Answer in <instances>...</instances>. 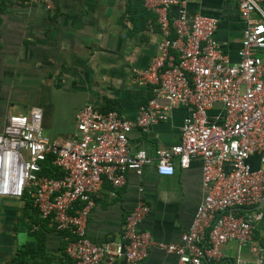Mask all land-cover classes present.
I'll list each match as a JSON object with an SVG mask.
<instances>
[{
	"label": "built area",
	"instance_id": "2783aa9c",
	"mask_svg": "<svg viewBox=\"0 0 264 264\" xmlns=\"http://www.w3.org/2000/svg\"><path fill=\"white\" fill-rule=\"evenodd\" d=\"M22 1L54 10V0ZM140 1L155 16L159 35L148 67L134 73L150 87L151 98L133 120L85 104L74 115V132L62 139L44 136L37 108L6 114L0 128V200L21 202L26 196L41 221L67 232L69 264H139L150 248L173 256L175 264H214L220 260L217 248L227 243L259 257L253 234L264 214L256 208L264 205V0H235L243 26L235 63L214 38L217 19L187 16L179 0ZM177 105L185 110L177 144L157 145L153 156L131 150L133 129L148 132ZM195 160L203 197L177 243L155 242L139 229L149 212L143 203L124 216L119 241L87 238L93 197L103 182L120 188L128 172L140 176L146 167L169 177L175 167L187 169ZM45 163L61 175H45Z\"/></svg>",
	"mask_w": 264,
	"mask_h": 264
},
{
	"label": "crops",
	"instance_id": "0c3cea01",
	"mask_svg": "<svg viewBox=\"0 0 264 264\" xmlns=\"http://www.w3.org/2000/svg\"><path fill=\"white\" fill-rule=\"evenodd\" d=\"M179 1L185 3L187 16L217 19L214 38L235 63L243 28L235 0ZM261 6L264 10V1ZM176 14L172 8L170 16ZM158 41L155 16L140 0H54L51 13L22 0H1L0 128L6 114L26 115L37 108L44 136L62 139L74 132V115L85 104L102 112L114 110L133 120L137 108L151 98L150 87L136 81L134 73L148 67ZM184 115V108L177 105L165 122L148 132L133 129L128 135L131 150L141 149L153 156L157 145L177 144ZM202 197L200 164L196 160L187 169L175 167L169 177L157 175L153 167L144 168L140 176L128 172L120 188L102 183L93 197L85 234L93 243L119 241L124 216L136 203H143L149 212L139 229L155 242L175 244L187 230ZM22 209L20 201L0 200V264L10 260L18 245L38 244L39 239L42 248L34 264H64L69 234L54 231L46 221L43 230L39 223L27 229L28 218L21 216ZM258 212L264 213V208ZM261 219L253 234L262 249L259 257L227 243L217 248L220 260L214 264H264ZM18 223H24L26 231H14L20 228ZM37 231L39 238L34 240L32 233ZM139 264H175V258L150 248Z\"/></svg>",
	"mask_w": 264,
	"mask_h": 264
},
{
	"label": "trees",
	"instance_id": "16d2710c",
	"mask_svg": "<svg viewBox=\"0 0 264 264\" xmlns=\"http://www.w3.org/2000/svg\"><path fill=\"white\" fill-rule=\"evenodd\" d=\"M43 173L47 176L50 177H59L61 174L54 168L52 167L49 163H45L43 166ZM23 203V209H22V217H27L28 222L26 223L27 229L31 227V225L39 223V229L43 230L44 226L47 224L45 221H41L37 218V213L36 211L31 207L30 204V199L26 196H24L21 199ZM264 207L257 209L258 211L263 210ZM264 218V216H263ZM262 221L264 219H261ZM38 229V230H39ZM38 232V233H37ZM36 233H32V236L34 237V240H37L39 236L37 234L40 233V231H37ZM64 234L65 236H68L67 233H61ZM42 240L39 239L38 244L37 241L36 243H28L25 244L18 249H16L15 253L13 256L10 258V260L6 264H34L35 258L39 257V249L42 248V245L39 246ZM41 251V250H40ZM43 252V249H42ZM64 264H69V260L64 254Z\"/></svg>",
	"mask_w": 264,
	"mask_h": 264
},
{
	"label": "rangeland",
	"instance_id": "374dc122",
	"mask_svg": "<svg viewBox=\"0 0 264 264\" xmlns=\"http://www.w3.org/2000/svg\"><path fill=\"white\" fill-rule=\"evenodd\" d=\"M14 206H17V203H14L13 204ZM9 206H12V205H9ZM18 225H20V228L19 227H17V228H19L18 230H14V231H26V229H25V225H24V223H18L17 224V226ZM31 231V230H30ZM23 233V232H22ZM28 234H30V233H28ZM26 240H27V237H26ZM24 244L22 243V244H20V246L18 245L17 247H15V250L14 251H16V249H18L19 247H21V246H23Z\"/></svg>",
	"mask_w": 264,
	"mask_h": 264
},
{
	"label": "water",
	"instance_id": "95a60500",
	"mask_svg": "<svg viewBox=\"0 0 264 264\" xmlns=\"http://www.w3.org/2000/svg\"><path fill=\"white\" fill-rule=\"evenodd\" d=\"M263 206V203H260L256 208H261Z\"/></svg>",
	"mask_w": 264,
	"mask_h": 264
}]
</instances>
